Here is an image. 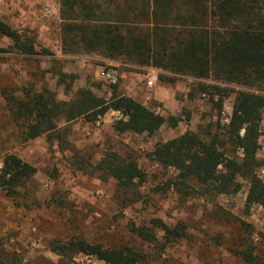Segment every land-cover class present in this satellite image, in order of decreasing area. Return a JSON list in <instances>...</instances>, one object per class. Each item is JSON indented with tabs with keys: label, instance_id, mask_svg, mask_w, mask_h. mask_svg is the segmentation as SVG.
<instances>
[{
	"label": "trees",
	"instance_id": "1",
	"mask_svg": "<svg viewBox=\"0 0 264 264\" xmlns=\"http://www.w3.org/2000/svg\"><path fill=\"white\" fill-rule=\"evenodd\" d=\"M60 18L63 54L96 53L124 64L157 68L169 73L158 76L169 83L186 75L194 86L189 96L200 92L211 101L217 113L214 121L156 143L147 154L160 166L176 171L156 190L172 188L181 197L231 195L241 190L244 181L245 207H264V180L258 173L263 161L257 155L264 117V0H60ZM0 33L11 40L17 52L38 53L32 38L1 20ZM56 75L64 92H71L76 75L62 71ZM8 89L2 88L1 94L17 127V143L48 135L50 140L57 139L63 150L68 124L78 118L96 122L109 110L124 115L113 124L119 133L152 135L162 125L175 127L180 120L120 93L115 84L108 97L81 86L69 100L58 99L44 84L38 89L33 83ZM17 90L21 95L13 96ZM230 95L232 109L228 121L222 122L223 103ZM73 159L78 169L102 180L112 178L121 192L140 197L137 187L147 178L135 159L114 150L105 151L95 163L76 152ZM35 172L31 163L5 153L0 191L13 198L25 197L20 189ZM241 224L245 230L250 227L243 221ZM129 229L147 242L156 241L157 230H162L165 242L183 236L182 229L159 218L148 224L131 222ZM242 239L234 253L244 264H264V252ZM1 250L0 244V264H28L17 255L4 256ZM49 250L68 259L77 253L94 256L103 264H140L144 257L140 249L130 245L107 246L78 236L68 240L53 237Z\"/></svg>",
	"mask_w": 264,
	"mask_h": 264
},
{
	"label": "rangeland",
	"instance_id": "2",
	"mask_svg": "<svg viewBox=\"0 0 264 264\" xmlns=\"http://www.w3.org/2000/svg\"><path fill=\"white\" fill-rule=\"evenodd\" d=\"M10 6L9 0H0V20L7 24ZM16 12L21 15L18 9ZM16 25L20 34L34 40L38 53L17 52L11 47V40L0 33V167L8 152L34 165L36 172L25 188L20 189L25 197L13 198L0 191V244L4 256L17 255L28 264H103L94 256L77 253L68 259L49 250L53 237L68 240L73 236L107 246L138 248L144 254L140 264H244L233 251L242 238L264 252V207H245L246 182L243 181L239 192L231 195L181 197L172 188L155 189L164 186L176 171L148 157L153 146L186 130L196 131L217 118L205 94L197 92L189 96L188 92L194 88L189 76L180 75L176 82L169 83L158 79L160 74H169L162 72L148 85L149 76L144 68L120 60L102 61L93 54L61 55V48L45 46V36L36 27L21 21ZM100 67L115 69L116 81L102 78L98 73ZM58 71L76 75L71 92L65 93L64 84L58 83ZM32 83L37 89L44 84L60 100L71 99L81 86L108 97L115 84L120 93L132 96L164 116L173 115L180 120L175 127L162 125L152 135L119 133L113 128L117 111L109 110L96 122L78 118L68 124L63 144L67 147L63 150L58 147L57 139L50 140L48 135L17 143V127L1 90L29 87ZM228 86L237 89L234 85ZM261 92L264 93V87ZM12 94L20 96L21 91ZM232 101L233 95H230L222 109L231 108ZM224 116L221 112L222 122H225ZM261 126V147L257 155L263 161L258 173L264 180V117ZM107 150L135 159L145 172L146 181L137 187L139 198L133 192H121L114 179L102 180L78 169L74 163V152L95 163ZM154 218L182 229L183 236L165 242L162 230H157L156 241L147 242L129 229L131 222L148 224ZM241 221L250 225L248 230Z\"/></svg>",
	"mask_w": 264,
	"mask_h": 264
},
{
	"label": "crops",
	"instance_id": "3",
	"mask_svg": "<svg viewBox=\"0 0 264 264\" xmlns=\"http://www.w3.org/2000/svg\"><path fill=\"white\" fill-rule=\"evenodd\" d=\"M9 4L11 6L9 7L10 14H8V24L11 27L14 29L17 28V21H21L23 24L29 23L30 27H36L35 29H37L43 37L45 36V46L47 48H61L60 0H9ZM17 9L20 11L21 15L16 12ZM7 41L9 43V40ZM62 54L63 53L61 52V55ZM91 54L96 55V57H99L102 61H116L115 59H108L96 53ZM131 66L144 68V70L148 72V76H150V74L163 72L162 70L153 67Z\"/></svg>",
	"mask_w": 264,
	"mask_h": 264
},
{
	"label": "built area",
	"instance_id": "4",
	"mask_svg": "<svg viewBox=\"0 0 264 264\" xmlns=\"http://www.w3.org/2000/svg\"><path fill=\"white\" fill-rule=\"evenodd\" d=\"M98 73L102 78H104L105 80H107L109 82H115L117 79V72L113 68L102 67V68H100ZM156 79H157L156 73L150 74L149 79L147 80V84L151 85L152 82ZM231 109H232V107L230 108L229 106L228 107L224 106V108L222 109V113L225 115L224 116L225 122L228 121ZM122 117H124V115L117 111V118H122Z\"/></svg>",
	"mask_w": 264,
	"mask_h": 264
}]
</instances>
